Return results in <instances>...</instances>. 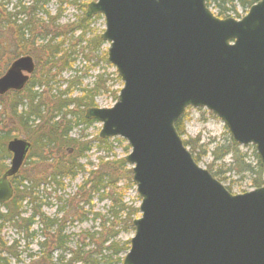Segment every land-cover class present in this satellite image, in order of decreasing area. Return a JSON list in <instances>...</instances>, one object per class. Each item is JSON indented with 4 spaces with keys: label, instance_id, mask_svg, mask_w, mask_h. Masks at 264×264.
<instances>
[{
    "label": "water",
    "instance_id": "95a60500",
    "mask_svg": "<svg viewBox=\"0 0 264 264\" xmlns=\"http://www.w3.org/2000/svg\"><path fill=\"white\" fill-rule=\"evenodd\" d=\"M101 39L123 86L111 107L91 106L99 137H122L141 199L122 264H264V185L232 193L195 160L176 128L187 107L220 117L232 139L253 145L264 167V0L241 19L220 18L206 0H92ZM31 55L0 76V95L21 90L35 71ZM32 148L7 143L0 204L14 195Z\"/></svg>",
    "mask_w": 264,
    "mask_h": 264
},
{
    "label": "trees",
    "instance_id": "16d2710c",
    "mask_svg": "<svg viewBox=\"0 0 264 264\" xmlns=\"http://www.w3.org/2000/svg\"><path fill=\"white\" fill-rule=\"evenodd\" d=\"M11 1L0 0V76L3 75L13 60L23 55H31L35 60L36 68L22 90H12L0 95V175L7 169V160L11 156L7 150L8 141L16 136V130H20L29 137L31 134L29 129L33 128V124L36 121L39 123L37 125L38 128L32 132L38 133V136L33 138V146L38 145L39 148L41 146V150L48 155L44 160L52 165L49 166L50 168L48 167L45 175H40L38 178L29 174H22V172L14 177L13 182L15 183L16 193L9 202L1 204L4 210H0V264H11V257L20 260L17 251V241L8 244L2 236L4 225L7 223L12 224L20 229L25 236L34 237L36 231L33 230V225L37 220L44 229L48 230L50 236L45 235L48 239L40 243L41 249L38 256L30 257L36 258V263L120 264L124 257L121 254H126L130 248V242L127 240L122 244L117 241L116 237L121 231H134L133 219L139 214L138 206L128 205L125 201V190L129 187H135V184L132 179V170L128 167V163L123 157L106 161L101 159L99 167L90 170L88 177L79 186L80 189L89 191L88 202L91 205V210L88 214H94L91 201L94 195H98L101 200L108 199L111 203L108 215L102 216L99 212L95 213V220L102 217L99 229L97 231L85 230V234L83 233V244L70 252L69 258L64 255L67 250L66 242L69 238V235L64 233L65 222L67 221V217L64 215L67 211L61 207L60 212H64V214L60 218H51L46 216L41 210L43 205L36 203L39 199L36 191L39 193L41 185L44 188L52 186L54 188H63L62 179L65 177L75 179L84 170V166L78 161L82 156L81 152L91 149V146L84 145V149L81 148V151L78 152L73 151L72 155H69L72 149H65L69 146L74 147L76 144V139L70 138L71 126L81 123L89 124V120H91L85 119L86 117L83 118L85 114L76 115L71 108H81L83 112L88 107L96 105L95 97L100 90H107L106 85L100 86L103 81L101 80L103 75H97L94 86L83 88L80 96L75 98H63V96L67 94L72 86L79 85L77 78L69 81V89L67 91L55 93L50 95L49 98H44L43 93L37 89L55 80L52 77L53 72L57 75L63 70L73 68L74 59L70 60V56L74 52L71 45L74 35L79 32L77 41H80V44L86 43L85 35L90 30L92 18L95 16L87 17L85 10V13L79 19L70 25L64 26L58 22L63 14L62 11L58 10L56 14H51L45 7L49 0H15V4L9 9ZM77 1L75 0V4ZM206 2L212 10L216 11L217 16L227 18L231 13L236 12L237 5L249 8L254 3V0H206ZM96 16L99 17L101 15ZM68 26L71 30L66 29ZM67 41H69L68 45L65 46ZM89 43L90 46L94 43L93 50L99 51L104 41L100 35H96L92 37ZM89 59L91 60V57ZM103 59L109 63L107 51L103 52ZM117 80L121 82L118 74ZM7 99H12L11 104L6 102ZM20 108L22 109L20 110ZM49 108L54 111H48ZM185 112L176 122V128L180 135L185 133ZM73 114H75L74 118L76 121L66 118L68 115ZM54 117L58 119H54ZM8 120H10V125L13 123L17 127L15 129L10 128ZM63 121L71 125L67 124L66 129L62 131L60 123L62 124ZM40 133H43V136L39 139ZM110 140L111 138L109 137L100 138L98 141L99 148L107 152L111 151ZM184 143L196 153V155L192 154L197 162L200 160V155L205 154L202 151V146L197 147V145L189 141H184ZM56 148L63 153L67 152V154L61 156ZM125 149L128 151L129 146L127 145ZM53 152L57 157L53 156ZM36 155L37 152L32 149L26 163H29V160L36 157ZM228 155L241 164L240 167L243 172L252 173L255 176V185L264 184L262 180L264 167L260 165L259 158L257 168L251 167L245 161L247 155L241 151V145L235 142L231 136L227 144H221L213 150V162L210 167L214 165L215 161ZM213 175L215 176V174ZM24 182L27 183L24 184ZM121 182L123 184L118 186ZM137 199L140 201L138 195ZM24 201H27V204L29 203L32 208L31 213L26 216L23 215L26 212L23 207ZM69 212L75 217L79 213V209L77 206H71ZM119 225H121V230ZM56 250H61V253L57 255L56 262H53L52 254Z\"/></svg>",
    "mask_w": 264,
    "mask_h": 264
},
{
    "label": "rangeland",
    "instance_id": "374dc122",
    "mask_svg": "<svg viewBox=\"0 0 264 264\" xmlns=\"http://www.w3.org/2000/svg\"><path fill=\"white\" fill-rule=\"evenodd\" d=\"M90 1L92 0H78L75 4V0H49L45 7L51 12V14H56L58 10H61L63 14L58 22L64 26H67L75 22L85 13L86 6ZM13 4H15V0L11 1L9 8L12 7ZM83 4H85L84 7ZM249 9L250 8H244L241 5H237L236 12L231 13L229 17L241 19L248 13ZM213 12L216 14V11L213 10ZM92 19L93 20L89 28L90 30L87 31L85 35L86 43L80 44V41H77L79 32H76L74 35L73 42L71 43L73 47L72 50H74V52L70 56V60L74 59L73 68L69 70H63L57 75H55L56 73L53 72L52 77L55 80L51 81L48 85L37 89L43 93L44 98H49L50 95L55 93L67 91L69 89V81L75 80L76 78L79 85L75 87L72 86L68 90L67 94L63 96V98L78 97L80 96L81 90L83 88H91L94 86L93 84L96 83L97 75H103V78L101 79L103 81L99 83L100 86L106 85L107 90H100L99 94L95 97V106L111 107L116 102L117 96L123 84L117 80L116 68L113 65L105 62L103 59V52L108 50V43L102 44L99 51H94V43L92 46H90L89 43L92 37L100 35L104 31L105 19L103 16H95ZM66 29L71 30L69 26ZM68 42L69 41L66 42L65 46L68 45ZM84 55L86 56L84 57ZM89 57H91V60ZM6 102L11 104L12 99H7ZM6 109L8 110L7 106ZM21 109L22 108H20V110ZM71 109H73L76 115L85 114V110L82 112L81 108ZM48 111L53 112L54 110L49 108ZM75 114L68 115L66 118L74 119V121H76L74 118ZM84 117L85 115L83 118ZM54 119L58 118L54 117ZM89 121V124L81 123L79 125L71 126L70 138L76 139V144L74 147L69 146L68 148H65L67 150H69V148L72 149L70 150L69 154L72 155L73 151L78 152L81 151V148L84 149V145L91 146L89 151L81 152L82 156L78 160L79 163L84 166V170L80 172L75 177V179L68 177L62 179L63 188H54V186L44 188V186L41 185L39 193L36 191V195L39 196V199L36 201V203L43 205L41 210L46 216L51 218H60L64 214V212H60L61 207L67 211L64 215L67 217L64 233L69 235V238L66 242L67 250L64 254L67 258L70 257V252L75 250L79 245L83 244V235L85 234V230L97 231L99 229L102 217L101 219L98 218L95 220V213L99 212L102 216H105L108 215L110 209V200H101L98 195H94L93 199L91 200L94 214H88L91 210V205L88 202L89 191L87 189H80L79 186L82 184L84 179L88 177L90 170L97 169L99 167L101 159L106 161L112 160L114 158H124L130 152V146L128 142L122 137L111 138V151L107 152L106 150L99 148L98 141L100 139L99 133L102 123L94 119ZM7 122L10 128L15 129L17 127V125L13 123L10 125V120ZM38 124V121H36V123L33 124V128L29 129L31 133L29 137H27L20 130H16L15 137H25L33 143V138L38 136V133L32 131L38 128ZM67 124L69 123L66 121H63L62 124L60 123V129L62 131L65 130ZM184 132L185 133L181 135L183 141H189L190 143L197 145V147L202 146V151H204L205 154L200 155V160L198 161L199 165L215 174V177L220 180L232 193H243L262 186H258L257 184L255 185V176L252 173L243 172L240 167L241 164L234 161L230 155L215 161L214 165L210 167L213 162V150H215V148L221 144H227L228 139L231 136L227 126L220 117L206 108H187L185 112ZM42 136L43 133H40L39 139ZM127 145L129 146L128 151L125 149ZM187 147L191 153L196 155L190 146ZM32 149H35L38 157L36 155V157H33L29 160V163L25 164L22 169V174H29L30 176H35L38 178L40 175H45L48 167L52 164L47 163V161L44 160V158L48 155L46 152L41 150V146L39 148L38 145H35V147L33 146ZM56 150L58 149L56 148ZM241 151L247 155L245 161L250 164L251 167L256 169L258 165V157L255 148L252 145L248 147L241 146ZM59 152L61 156L67 154V152ZM53 156H56L54 152ZM6 165L7 167L10 166V159L7 160ZM128 167L131 168V165L128 164ZM262 180L264 181V176ZM26 183L27 182H24V184ZM122 184L123 182L119 183L118 186ZM137 195L136 187L127 188L125 190V201L127 204L138 206L140 201H138ZM71 206H77L79 209V213L75 217L69 212L71 210ZM23 207L26 211L23 215H29L32 211L31 205L29 203L27 204V201H24ZM0 210H4L1 205ZM137 216H139V214ZM119 229L121 230V225H119ZM33 230L36 231L35 236L27 237L20 231V229L16 228L12 224L7 223L4 225L2 231L4 240L8 244L14 240L18 243L17 251L19 253L20 260L15 257H11V264H38L36 263V258L30 257L38 256V253L41 249L40 243L48 239L45 237V235L50 236V234H48V230L44 229L38 220L33 225ZM133 235V230L128 232L121 231L116 239L123 244L125 241H129ZM86 243H88V241H86ZM60 253L61 250L54 251V254H52L53 262H56V257ZM124 254L125 253L121 254V256H124Z\"/></svg>",
    "mask_w": 264,
    "mask_h": 264
}]
</instances>
